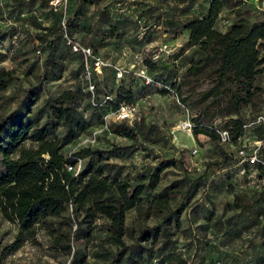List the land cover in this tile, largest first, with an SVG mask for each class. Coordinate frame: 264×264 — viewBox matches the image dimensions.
<instances>
[{"label":"rangeland","instance_id":"1","mask_svg":"<svg viewBox=\"0 0 264 264\" xmlns=\"http://www.w3.org/2000/svg\"><path fill=\"white\" fill-rule=\"evenodd\" d=\"M221 2L214 25L220 32L227 31L239 18L250 23L264 19V0ZM207 6L208 0H94L84 7L71 36L91 46L105 60L102 75L93 81L97 101L106 97L107 102L118 101L120 95L131 100L125 105L133 106L135 111L123 121H115L110 104L104 103L97 110L91 107L82 92L79 57L70 54L62 41L58 43L60 63L56 68L61 77L40 85V98L33 112L42 107L47 96L73 88L81 90L76 115L87 129L65 148L66 155L89 146L101 153L107 173L131 182L148 176L160 160L169 164L157 188L146 193L142 204L126 214L125 242L135 248L131 259L123 264H253L264 251V219H260L264 216V174L237 165L239 144H221L216 138L201 135L206 134L200 131L201 125L228 130L231 136L235 130L230 117L221 115L211 97L204 95L213 86V79L185 75L189 61L198 55L193 47H187L188 36L180 25L203 15ZM68 7L72 13L75 0H69ZM57 19L48 0H0V69L12 71L17 80L0 92V119L14 112L21 95L19 87L36 86L46 74L42 62L47 50L37 36L58 27ZM142 69L153 85H146L145 79L137 75ZM260 70L254 101L232 116L244 124L264 116V65ZM169 88L173 91L163 93ZM104 118L134 127L133 137L101 131ZM187 119L200 135L194 128L191 133L180 128ZM63 131L59 128L57 132ZM245 134L251 143H261L264 160V125L252 126ZM92 138L94 143H87ZM193 150L197 152L193 154ZM162 196H168V203L159 206L157 200ZM69 215L67 210L49 225L71 236L75 226L67 222ZM155 227H159L158 233ZM144 228H148V242L139 239ZM16 232V226L0 214V255ZM111 247L106 225L99 219L89 232L85 228L78 232L70 252L56 248L45 230H39L36 244H25L0 264H69L74 253L75 264H109L105 250ZM166 254H172L170 262L164 261Z\"/></svg>","mask_w":264,"mask_h":264},{"label":"trees","instance_id":"2","mask_svg":"<svg viewBox=\"0 0 264 264\" xmlns=\"http://www.w3.org/2000/svg\"><path fill=\"white\" fill-rule=\"evenodd\" d=\"M68 3L67 34L76 41L71 36V29L77 28L84 7L94 3V0H75V9L72 13ZM221 9V0H208L203 15L181 23L180 28L188 36L187 47H193L198 55L197 59L189 61L185 75L186 78L206 75L213 79V86L204 95L211 97L212 103L220 110L221 115L230 117V123L235 130L234 136L226 130L230 134L228 143L220 141L216 132L220 129L201 125L200 128L203 129L200 131L208 134L201 135L209 137L210 140L212 137L216 138L221 144H239L240 149L243 143L241 139H248L245 134L247 130L244 129L246 124L232 116L250 105L259 91L256 79L264 65V19L250 23L244 18H239L227 31L220 32L214 25ZM51 12L58 17V27L49 28L48 33L37 36L47 50L42 62L46 74L41 76L36 86L25 89L19 87L21 95L18 96L14 112L0 119V214L5 221L17 228L13 241L1 251L0 260L27 243L36 244L39 230H45L56 248L67 249L70 252L74 249L78 232L84 228L89 232L95 221L102 219L106 225L108 239L113 242V247L105 250L110 257L109 264H123L131 259L135 248L134 244L125 242L128 237L126 214L142 204L146 193L157 188L160 177L169 164L160 160L158 167L148 176L140 177L138 182H131L107 173L101 153L89 146L80 147L68 155L64 153L65 148L87 129L86 123L76 115L80 88L47 96L42 107L33 112L40 98V85L47 81L59 80L61 77V71L56 69L60 63L59 41L63 42L70 54L79 57L82 92L88 96L91 107L97 110L104 103L97 101L94 85L96 102L101 105L92 106L83 76V59L80 55L72 53L65 44L60 28L61 12L53 10ZM89 47L102 57L99 52ZM37 50L40 51L39 48ZM97 77L99 76L94 75L92 82ZM12 81L17 82L13 72L0 69V92L5 91ZM169 89L163 90V93L173 91ZM117 99L118 101H106L105 104L112 105L116 111L121 103H124L123 105L132 103L123 95ZM180 101L184 102V99L180 98ZM28 117L30 118L26 120ZM59 128H63L64 131L57 132ZM134 131V127L114 122L109 124L105 133L131 139ZM200 133L195 129L197 136ZM260 154L264 163L262 147ZM78 161H81V165L76 174L67 170V167L75 168ZM240 161L237 165H245L264 174L263 164L249 166L246 163L241 164ZM167 198L168 196L159 197L157 205L167 204ZM67 210L70 212L67 222L69 224L72 222L75 226L71 236L70 232L62 233L49 225L50 220L62 218V214ZM260 219L263 220L264 216H260ZM177 225L179 226L178 221ZM154 230L158 233L159 227H155ZM147 231L148 228H144L139 232L141 236L139 239H143L141 240L143 242L150 239ZM262 237L264 239V234ZM75 258L74 253L69 264H75ZM171 259L172 254H166L164 261L170 262ZM253 264H264V251Z\"/></svg>","mask_w":264,"mask_h":264},{"label":"built area","instance_id":"3","mask_svg":"<svg viewBox=\"0 0 264 264\" xmlns=\"http://www.w3.org/2000/svg\"><path fill=\"white\" fill-rule=\"evenodd\" d=\"M67 3L68 0H48V5L51 10L61 12L60 28L62 29L65 44L67 47H69L72 53L80 55L83 59V76L86 80L87 91L90 93V101L93 107H99L101 104L96 102L92 77L94 75L100 76L102 74V70L106 67V63L104 59L100 55L95 54L89 46L74 41L71 37L68 36L66 26V21L68 18ZM262 10L264 11V8ZM36 54L39 55L40 51L37 50ZM137 75L145 79L144 83L146 85L153 83V81L145 75V71L143 69L140 70ZM116 76L117 78L121 77V73L119 72V70L116 71ZM107 100H109V97H106L102 103H105ZM134 111L135 108L131 105H120L119 108L114 112L115 121L120 122L129 118L130 116H133ZM109 124L110 122L106 118H104L101 131H108ZM255 125H264V116H258L255 121L246 124L244 126V129L248 130L249 128ZM180 128H182V130H185L188 133H191L193 126L191 122L187 119L186 121H183L180 124ZM216 132L219 135L220 141L222 143L230 142V134L228 131L217 130ZM94 141L95 139L92 138L91 140H87V143L93 144ZM241 141L243 143L238 152V156L241 160L240 163H246L249 166H255L257 164L264 165V163L261 161L260 154L261 143H251L250 140L246 138H242ZM196 152L197 150H193V154H195ZM80 165L81 161H78L77 166L75 168L67 167V170L73 171L76 174L80 169Z\"/></svg>","mask_w":264,"mask_h":264}]
</instances>
